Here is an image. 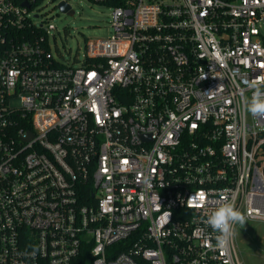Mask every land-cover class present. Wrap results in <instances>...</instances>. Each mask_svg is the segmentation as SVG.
I'll use <instances>...</instances> for the list:
<instances>
[{
	"label": "built area",
	"instance_id": "2783aa9c",
	"mask_svg": "<svg viewBox=\"0 0 264 264\" xmlns=\"http://www.w3.org/2000/svg\"><path fill=\"white\" fill-rule=\"evenodd\" d=\"M72 1L0 0V264H243L207 220L264 224V0H88L113 33L77 65Z\"/></svg>",
	"mask_w": 264,
	"mask_h": 264
},
{
	"label": "rangeland",
	"instance_id": "374dc122",
	"mask_svg": "<svg viewBox=\"0 0 264 264\" xmlns=\"http://www.w3.org/2000/svg\"><path fill=\"white\" fill-rule=\"evenodd\" d=\"M74 15L58 12L57 7L48 4L53 14L52 23L58 28L55 32L57 47L69 63L78 64L86 51L87 41L109 38L112 33V9L110 6L90 3L88 0H73ZM52 50L56 45L52 39ZM237 245L243 264H264V224L246 221L237 230Z\"/></svg>",
	"mask_w": 264,
	"mask_h": 264
},
{
	"label": "clouds",
	"instance_id": "9594fccd",
	"mask_svg": "<svg viewBox=\"0 0 264 264\" xmlns=\"http://www.w3.org/2000/svg\"><path fill=\"white\" fill-rule=\"evenodd\" d=\"M258 79L260 83L250 82L247 85L248 88L253 90L247 104V110L254 118L264 120V87H262L264 85V76H260ZM207 223L217 233L216 247L226 250L235 234V225L244 227L246 216L234 204L225 202L208 216Z\"/></svg>",
	"mask_w": 264,
	"mask_h": 264
},
{
	"label": "water",
	"instance_id": "95a60500",
	"mask_svg": "<svg viewBox=\"0 0 264 264\" xmlns=\"http://www.w3.org/2000/svg\"><path fill=\"white\" fill-rule=\"evenodd\" d=\"M60 9L63 11V12H68L69 15H73V11L71 10V8L69 7V5L63 3L61 4L60 6Z\"/></svg>",
	"mask_w": 264,
	"mask_h": 264
}]
</instances>
